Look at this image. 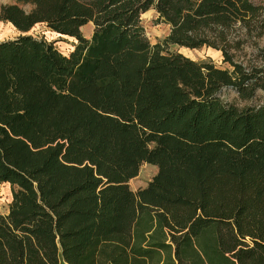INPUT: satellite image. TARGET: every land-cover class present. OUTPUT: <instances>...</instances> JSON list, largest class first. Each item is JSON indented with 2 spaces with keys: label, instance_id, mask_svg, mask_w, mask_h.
<instances>
[{
  "label": "trees",
  "instance_id": "1",
  "mask_svg": "<svg viewBox=\"0 0 264 264\" xmlns=\"http://www.w3.org/2000/svg\"><path fill=\"white\" fill-rule=\"evenodd\" d=\"M0 20L17 30L0 39V264H264V102L236 101L264 88V63L240 58L264 34L261 3L15 0ZM143 162L156 170L132 190Z\"/></svg>",
  "mask_w": 264,
  "mask_h": 264
},
{
  "label": "rangeland",
  "instance_id": "2",
  "mask_svg": "<svg viewBox=\"0 0 264 264\" xmlns=\"http://www.w3.org/2000/svg\"><path fill=\"white\" fill-rule=\"evenodd\" d=\"M15 0H0L1 4H6V2H13ZM256 2L261 3L264 6V0H254ZM25 9H29L30 5L22 4ZM141 22L144 27V31L147 34V38L151 43L160 42L162 37L166 35L168 32V25L158 20L156 17V12L154 9L149 8L140 15ZM92 29V23L87 22L83 24L80 28L81 33L86 36L90 35ZM31 34L35 36H43L49 41H53L54 46H56L61 52L67 53L74 41L75 38L71 35H64L55 32L54 30H50L44 23H37L32 28L28 30ZM17 33V30L13 27V25L9 21L0 20V39L6 38L7 36H13ZM264 45V34L256 39L254 44H246L240 53V58H243V62H246L249 59L253 64H262L264 63V54H261L259 51V47ZM169 50L181 52L184 55L190 57L195 60H212L217 66L225 67L228 66L226 62H222V55L216 49L211 47H193L192 49L179 46L175 44H170L168 46ZM222 97L227 100L235 99L234 91L230 88L223 90ZM237 102L241 104H251L255 105L256 103L264 102V88H258L255 91V94L250 100H239L236 99ZM156 166L152 163L143 162L139 165L137 169V173L135 176L128 180V186L132 190H136V188L144 186L148 180L151 179V175L155 172ZM10 186L6 182H0V211L6 212L7 204L10 201Z\"/></svg>",
  "mask_w": 264,
  "mask_h": 264
}]
</instances>
